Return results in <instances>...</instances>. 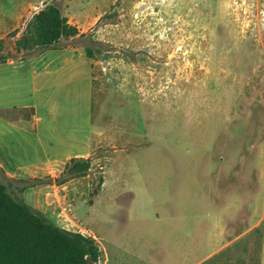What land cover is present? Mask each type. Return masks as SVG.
I'll list each match as a JSON object with an SVG mask.
<instances>
[{"label": "rangeland", "instance_id": "rangeland-1", "mask_svg": "<svg viewBox=\"0 0 264 264\" xmlns=\"http://www.w3.org/2000/svg\"><path fill=\"white\" fill-rule=\"evenodd\" d=\"M23 1L0 0V13ZM85 6L101 14L75 41L91 52L99 161L76 214L98 237V264H264V0H77L69 14ZM115 148L116 168H132L122 182L147 193L117 204L104 193L89 209ZM221 166L259 192L262 222L245 235L222 234L207 203ZM189 235L196 253L184 260Z\"/></svg>", "mask_w": 264, "mask_h": 264}, {"label": "crops", "instance_id": "crops-1", "mask_svg": "<svg viewBox=\"0 0 264 264\" xmlns=\"http://www.w3.org/2000/svg\"><path fill=\"white\" fill-rule=\"evenodd\" d=\"M41 1L57 6L68 23L79 29V34L61 38L52 48L26 51L30 54L24 59L0 62V180L13 197L54 225L92 236L98 243L96 235L83 232L79 225L82 220L76 214L99 161L95 155L99 142L94 123L96 78L92 60L84 45L75 41L83 32L79 24L89 19L97 22L101 14L93 17L87 6L81 14H69L77 0H66L65 4L63 0H24L13 6L11 12L0 13V39L19 27L21 32L28 14ZM116 153L117 148L103 167L104 182L92 203H88L89 209L104 193L116 204L122 196L128 195L131 200L147 193L146 188L132 192L125 185L127 181L122 182L124 174L119 171L132 168H116ZM78 158L91 159L92 168L85 176L70 178L64 171L72 159ZM133 167L141 170L139 166ZM227 167L209 169L205 181L209 186L207 203L215 212L222 234L240 229L241 235H245L262 222L259 192H255V187L246 191L239 177L228 183ZM243 169L242 164L241 176ZM177 251L184 260H190L196 253L195 239L189 235L187 243L178 245Z\"/></svg>", "mask_w": 264, "mask_h": 264}, {"label": "trees", "instance_id": "trees-1", "mask_svg": "<svg viewBox=\"0 0 264 264\" xmlns=\"http://www.w3.org/2000/svg\"><path fill=\"white\" fill-rule=\"evenodd\" d=\"M79 34L61 10L46 4L36 13L14 43V52L4 53L6 38L0 39V62L16 58L21 52L48 49L61 38ZM91 52L88 51V54ZM91 159H72L64 174L85 176ZM104 182L99 176L95 195ZM96 239L54 225L43 214L13 197L0 180V264H98L102 259Z\"/></svg>", "mask_w": 264, "mask_h": 264}, {"label": "built area", "instance_id": "built-area-1", "mask_svg": "<svg viewBox=\"0 0 264 264\" xmlns=\"http://www.w3.org/2000/svg\"><path fill=\"white\" fill-rule=\"evenodd\" d=\"M45 7L44 1L39 2L36 6L33 7L31 12L28 14L26 20L22 24V33L25 31L27 24L30 22V20L33 18V16L38 13L40 10H42Z\"/></svg>", "mask_w": 264, "mask_h": 264}]
</instances>
